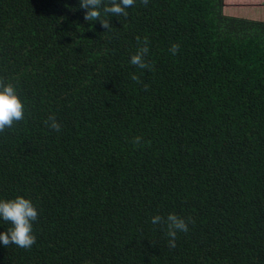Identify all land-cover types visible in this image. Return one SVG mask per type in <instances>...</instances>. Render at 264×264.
I'll use <instances>...</instances> for the list:
<instances>
[{"label": "trees", "instance_id": "obj_1", "mask_svg": "<svg viewBox=\"0 0 264 264\" xmlns=\"http://www.w3.org/2000/svg\"><path fill=\"white\" fill-rule=\"evenodd\" d=\"M79 4L0 0V81L24 104L0 132V201L38 211L35 244L0 242V264H264V21L102 0L105 28Z\"/></svg>", "mask_w": 264, "mask_h": 264}, {"label": "clouds", "instance_id": "obj_2", "mask_svg": "<svg viewBox=\"0 0 264 264\" xmlns=\"http://www.w3.org/2000/svg\"><path fill=\"white\" fill-rule=\"evenodd\" d=\"M101 2L102 0H80L79 7L87 9L84 14L85 21L101 20ZM141 2L146 6L148 0H141ZM134 3L135 0H121L120 3L112 0L111 6L105 7L103 12L116 16H127L128 13L125 9L131 7ZM101 23L105 28L110 27L106 19L101 20ZM179 49L180 45L176 43L170 47L173 55L177 54ZM132 63L140 64L141 67L145 66L139 55L133 57ZM0 89H2L0 90V132H3L6 127L11 128L13 121H20L24 118V104L11 83L4 86L3 82L0 81ZM52 127L59 129L61 125L54 122ZM141 139L142 137L137 136L134 144L140 145ZM0 218L6 222H10L12 225L6 232L0 234V242L5 247L14 244L17 247L29 249L35 244L36 237L32 232V222L38 219V211L30 199L18 196L12 200L0 201ZM168 218L172 221V228L184 233L188 231V221L186 222L175 214L169 215ZM169 235L174 238L170 241V247L175 248L177 232L170 230Z\"/></svg>", "mask_w": 264, "mask_h": 264}, {"label": "crops", "instance_id": "obj_3", "mask_svg": "<svg viewBox=\"0 0 264 264\" xmlns=\"http://www.w3.org/2000/svg\"><path fill=\"white\" fill-rule=\"evenodd\" d=\"M222 11L231 17L264 21V0H223Z\"/></svg>", "mask_w": 264, "mask_h": 264}]
</instances>
